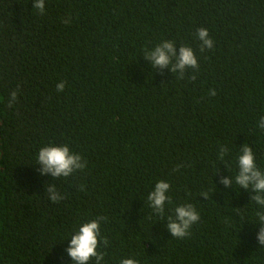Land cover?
<instances>
[{
	"label": "trees",
	"instance_id": "1",
	"mask_svg": "<svg viewBox=\"0 0 264 264\" xmlns=\"http://www.w3.org/2000/svg\"><path fill=\"white\" fill-rule=\"evenodd\" d=\"M33 2L0 0V264H72L71 236L101 216L102 264H264L261 209L234 182L242 144L264 172V0H44V14ZM198 28L213 40L203 53ZM165 40L191 47L198 71L153 69L144 52ZM49 145L81 155L84 171L41 176ZM159 181L163 216L147 201ZM51 185L65 199L52 203ZM184 204L200 220L172 238Z\"/></svg>",
	"mask_w": 264,
	"mask_h": 264
},
{
	"label": "clouds",
	"instance_id": "2",
	"mask_svg": "<svg viewBox=\"0 0 264 264\" xmlns=\"http://www.w3.org/2000/svg\"><path fill=\"white\" fill-rule=\"evenodd\" d=\"M33 8L39 14H44L45 2L44 0H34ZM70 17H66L62 22L70 23ZM196 36L200 43V52L213 48V40L209 38L208 30L205 28H198ZM143 59L147 61L153 69H168L170 73H177L178 78L183 79L184 74L188 69L198 71L199 65L196 55L191 47L179 46L177 54V46L173 41L165 40L156 45L152 50H145ZM191 80H195L196 76L192 75ZM65 87V82L61 81L56 85L57 92H62ZM209 94L215 96V90H210ZM17 101V92L10 93L7 106L13 107ZM258 128L264 130V116L260 117L257 125ZM241 154L238 156V174L235 176V184L245 191L251 189L250 201L254 202L261 211L255 213L258 224L260 225L257 234V241L259 245L264 246V172L259 170L255 163V157L252 149L247 144L240 146ZM227 155V149L221 147L218 158L223 160ZM87 161L79 154L70 151L67 145L61 146H45L38 152L37 165H39V174L41 176H50L53 180L68 178L76 172H83ZM182 165H178L174 171L178 170ZM225 189L231 188L233 179L228 176L219 181ZM81 190L83 186L81 185ZM170 185L165 181H159L155 184L153 190L148 194L147 201L149 207L153 210V214L163 216L165 204L171 203V198L167 195ZM48 199L52 203H58L65 199L56 189V186H48ZM201 197L207 199V194L202 193ZM107 217H97L95 220L83 223L78 231H76L70 238V243L65 249L67 256L72 261V264H89L93 259L95 264H102L105 254L98 252V247L103 244L108 246L107 238L100 236V223L106 221ZM200 220L198 212L193 205L184 204L178 205L174 209V218L168 217L166 223L167 231L172 238L185 239L191 235L190 229ZM120 264H138V261L132 258H125L120 261Z\"/></svg>",
	"mask_w": 264,
	"mask_h": 264
}]
</instances>
